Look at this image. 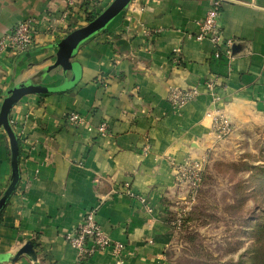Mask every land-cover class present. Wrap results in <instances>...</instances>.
<instances>
[{
	"label": "crops",
	"instance_id": "crops-1",
	"mask_svg": "<svg viewBox=\"0 0 264 264\" xmlns=\"http://www.w3.org/2000/svg\"><path fill=\"white\" fill-rule=\"evenodd\" d=\"M113 1L0 0V41L22 20L40 25L29 49L0 54V110L16 87L70 82L75 71L55 66L61 41ZM221 1L220 24L234 43L221 46L220 58L216 45L194 37L214 0H132L78 44L71 58L82 69L76 86L30 93L14 105L21 179L0 211V264H36L27 254L15 258L28 241L40 264H77L64 235L92 208L113 239L126 244L127 264L168 263L177 233L172 220L186 195L174 163L207 155L218 142V114L232 127L264 123V0ZM174 47L181 63L173 59ZM173 87L200 93L175 108ZM73 112L85 122L73 124ZM104 121L109 129L101 134L97 126ZM12 173L11 141L1 127L0 199ZM126 182L153 212L125 191ZM82 264H115V257L98 252Z\"/></svg>",
	"mask_w": 264,
	"mask_h": 264
},
{
	"label": "rangeland",
	"instance_id": "rangeland-1",
	"mask_svg": "<svg viewBox=\"0 0 264 264\" xmlns=\"http://www.w3.org/2000/svg\"><path fill=\"white\" fill-rule=\"evenodd\" d=\"M216 138L167 264H264V123Z\"/></svg>",
	"mask_w": 264,
	"mask_h": 264
},
{
	"label": "built area",
	"instance_id": "built-area-1",
	"mask_svg": "<svg viewBox=\"0 0 264 264\" xmlns=\"http://www.w3.org/2000/svg\"><path fill=\"white\" fill-rule=\"evenodd\" d=\"M221 5V0H214L212 7L205 16L197 21L199 31L194 35L198 41L209 40L216 45V58L222 56L221 46L223 44L230 48L234 43L231 38L225 37L224 29L220 24ZM43 24L46 29L49 30L51 28L49 21ZM39 26V23L32 18L17 23L2 37L0 54L6 52L17 55L29 49L34 43L36 34L39 32ZM143 30L145 34H150L149 29L144 28ZM179 52V47L173 48V59L175 62L181 63ZM207 86L212 88L213 84L207 83ZM199 93V90L194 87H173L169 94V101L175 108H181L192 101ZM69 119L76 125L85 122V116L78 112L71 113ZM213 128L215 135L218 138H223L231 132L232 124L227 117L218 114L214 119ZM97 129L99 133L106 134L109 129L108 123L105 121L100 123ZM149 149L150 144L146 143L143 150L148 151ZM206 166L207 159L204 156L189 157L182 163H174L175 181L178 185L185 187L186 190V195L182 198V202L178 203V209L172 220V225L176 231L182 225L183 216L190 209L200 191ZM124 188L131 197L137 198L144 204L149 212L154 211L147 197L135 192L130 182H126ZM64 236L70 246L76 251L77 264H82L89 257L103 251H109L115 257V264H127L125 260L126 244L123 241L113 239L110 233L102 227L98 221L95 208L89 209L79 225L67 231Z\"/></svg>",
	"mask_w": 264,
	"mask_h": 264
},
{
	"label": "water",
	"instance_id": "water-1",
	"mask_svg": "<svg viewBox=\"0 0 264 264\" xmlns=\"http://www.w3.org/2000/svg\"><path fill=\"white\" fill-rule=\"evenodd\" d=\"M131 1L132 0H114L105 10H103L98 16L91 20L87 25L73 30L61 41L60 50L58 52V60L55 66H62L65 69H71L75 71L74 78L70 82L55 87L41 85L16 87L12 89L9 92V95L4 99L0 110V128L3 127L10 137L13 173L11 183L0 199V211L8 204L21 179L19 139L10 120L12 108L24 95L30 93L63 92L76 86L81 78L82 69L81 65L76 61H72L71 58L73 57L78 44L87 37L105 28L114 17H116L131 3ZM22 254H27L33 261L36 262V264H40L38 262L37 253L34 249V244L32 241H28L17 252L15 258H18Z\"/></svg>",
	"mask_w": 264,
	"mask_h": 264
},
{
	"label": "trees",
	"instance_id": "trees-1",
	"mask_svg": "<svg viewBox=\"0 0 264 264\" xmlns=\"http://www.w3.org/2000/svg\"><path fill=\"white\" fill-rule=\"evenodd\" d=\"M96 16L95 15H89V21L93 20ZM20 157H21V149H20Z\"/></svg>",
	"mask_w": 264,
	"mask_h": 264
}]
</instances>
